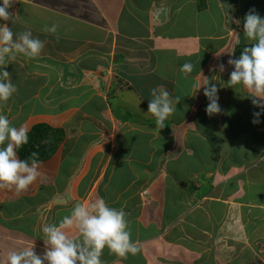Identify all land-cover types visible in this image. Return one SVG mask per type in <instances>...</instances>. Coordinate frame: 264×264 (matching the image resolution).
Listing matches in <instances>:
<instances>
[{
  "label": "crops",
  "instance_id": "0c3cea01",
  "mask_svg": "<svg viewBox=\"0 0 264 264\" xmlns=\"http://www.w3.org/2000/svg\"><path fill=\"white\" fill-rule=\"evenodd\" d=\"M252 8L264 16V0H15L0 23L45 47L7 66L18 91L0 114L63 137L26 190L0 189V254L34 244L43 255V225L104 198L125 211L139 248L127 258L105 248L104 264H259L258 234L247 242L242 226L247 214L264 217L253 134L264 115L253 124L247 89L227 85L235 47L254 43L243 33ZM53 24L56 33L45 31ZM201 73L219 88L222 111L211 117L203 86L194 88ZM160 86L181 98L163 129L147 112Z\"/></svg>",
  "mask_w": 264,
  "mask_h": 264
},
{
  "label": "clouds",
  "instance_id": "9594fccd",
  "mask_svg": "<svg viewBox=\"0 0 264 264\" xmlns=\"http://www.w3.org/2000/svg\"><path fill=\"white\" fill-rule=\"evenodd\" d=\"M14 3L15 0H0V20L8 21L12 17L10 9ZM166 12L167 9L158 10L157 16ZM235 22L240 23L239 20ZM57 28L58 25L53 24L46 26L45 31L56 33ZM243 33L254 43L245 47L239 58H229L228 64L234 66V70L227 85L232 88L243 85L247 89L246 96L251 99L254 108L259 109L253 112L252 123L259 124L260 117L264 115V16L255 8L243 18ZM44 47V42L33 37L31 30L14 34L11 27L0 23V103L7 102L18 91L7 66L21 54L26 58L38 57ZM217 67L221 73L225 71L222 62ZM181 71L189 75L193 65L185 63ZM201 77L194 83V88L197 92L203 86L204 95L210 101L205 111L211 117L222 111L219 88L203 73ZM151 96L147 112L155 117L156 127L163 129L181 98L172 96L163 86L153 88ZM28 141L26 127L12 126L7 116L0 114V189L15 186L17 192L26 190L40 175L36 153H32L28 160L18 158V150ZM42 233L43 255L37 253L34 244H21L15 250L0 254V264H104L101 257L105 248L121 258L139 251L131 240L125 211L110 207L104 198L76 203L59 224L43 225Z\"/></svg>",
  "mask_w": 264,
  "mask_h": 264
},
{
  "label": "rangeland",
  "instance_id": "374dc122",
  "mask_svg": "<svg viewBox=\"0 0 264 264\" xmlns=\"http://www.w3.org/2000/svg\"><path fill=\"white\" fill-rule=\"evenodd\" d=\"M243 48H245V47H247V46H242ZM107 75H108V77H106L107 78V80H108V78H110L111 76H110V73L108 74L107 73ZM113 102H116V100H114ZM262 123H263V131L261 130V131H257V132H255V133H253V134H255V136H257L256 137V141L258 142L257 143V145H258V155H259V158H258V163H260V164H262V165H264V120L262 121ZM61 130V129H60ZM61 133L63 134V132L61 131ZM60 133V131L59 130H57V132H54L53 133V135H52V137L51 138H47L46 140H48V142H50L51 143V146L52 147H55L56 148V146H58V144H59V141L61 140V138L63 137L62 136V134ZM51 135V134H50ZM35 145L36 144H34V147H35ZM31 148V147H30ZM40 148V147H39ZM22 151V153H21V155H20V153H19V151ZM31 150H29L28 148H26L25 146L23 147V148H20L19 150H18V153H17V155L21 158L22 156H23V159L24 158H26L25 157V155H24V153H26L27 154V156L29 157L30 155H29V152H30ZM243 226H242V228H244V230H245V232H246V237H247V239L249 240V241H247V242H251V243H253L254 242V240H250L249 239V237L250 236H252L253 238H254V235L256 234H258L257 235V240H258V244L257 245H255L254 244V246H252V247H254L255 249H256V247H257V249H258V256L259 257H262L263 258V256H264V252L262 251V249L264 248V217H257V219L256 220H254V221H252V220H250V217L248 216V214H247V216H246V218L244 219V221H243ZM250 245H248V244H243L242 245V250L243 251H248L249 249H250ZM194 252V251H193ZM259 257H254V259H255V261L256 262H259V264H263V263H261L262 261H260V259H259ZM159 259H161V260H167V259H163L162 257H160L159 256ZM169 261H165L164 262V264H167ZM170 264V263H169Z\"/></svg>",
  "mask_w": 264,
  "mask_h": 264
},
{
  "label": "trees",
  "instance_id": "16d2710c",
  "mask_svg": "<svg viewBox=\"0 0 264 264\" xmlns=\"http://www.w3.org/2000/svg\"><path fill=\"white\" fill-rule=\"evenodd\" d=\"M243 49L244 48L242 46L235 47L234 57L239 58V55ZM44 129H46V132H44ZM51 129L52 128H49L48 126L35 125L30 131H28L29 141L27 144L23 145L21 148H23L25 146L26 148L31 150L29 152L30 156L28 157L27 154L24 153L26 158L23 159V156H22L21 157L22 160H28L31 157L32 153L37 154L38 161L39 160H46L54 153L56 148L52 147L51 143L48 142V140H46L47 138L52 137V134L50 135V133H49ZM57 130L58 129H53L51 131L57 132ZM59 131L61 132L60 129H59ZM34 144H36L35 147H34ZM19 153L21 155L22 151L20 150Z\"/></svg>",
  "mask_w": 264,
  "mask_h": 264
},
{
  "label": "built area",
  "instance_id": "2783aa9c",
  "mask_svg": "<svg viewBox=\"0 0 264 264\" xmlns=\"http://www.w3.org/2000/svg\"><path fill=\"white\" fill-rule=\"evenodd\" d=\"M45 264H47V263H45Z\"/></svg>",
  "mask_w": 264,
  "mask_h": 264
}]
</instances>
